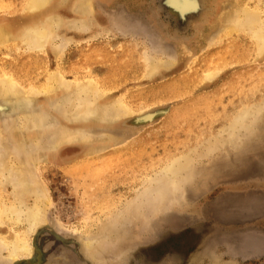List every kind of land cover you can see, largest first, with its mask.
I'll list each match as a JSON object with an SVG mask.
<instances>
[{
	"label": "rangeland",
	"instance_id": "374dc122",
	"mask_svg": "<svg viewBox=\"0 0 264 264\" xmlns=\"http://www.w3.org/2000/svg\"><path fill=\"white\" fill-rule=\"evenodd\" d=\"M184 1L63 0L56 18L84 28L56 30L69 40L58 57L21 48L23 87L59 72L73 85L92 80L102 93L98 107L119 98L133 113L67 124L40 94L20 108L39 104L54 124L109 137L99 135L107 148L97 153L86 154L93 143H74L47 154L43 135L34 142L27 131L20 140L33 145L25 147L6 135L10 122L17 126L7 116L15 108L0 106V165L16 169L15 158L26 159L47 197L32 233L22 219H0V238L16 234L32 250L18 260L0 251V264H264V55L245 28L232 30L233 19L248 14L264 31V0H188L189 8ZM20 2L0 0L15 25L32 19L17 16ZM7 47L5 73L19 52L13 42ZM146 58L173 64L145 77ZM10 187L0 195L7 206Z\"/></svg>",
	"mask_w": 264,
	"mask_h": 264
},
{
	"label": "bare ground",
	"instance_id": "6f19581e",
	"mask_svg": "<svg viewBox=\"0 0 264 264\" xmlns=\"http://www.w3.org/2000/svg\"><path fill=\"white\" fill-rule=\"evenodd\" d=\"M172 1H176V0H172ZM62 2L63 0H21L18 10L12 8L10 4L6 3V11L9 10L10 12L14 13L17 10L18 11L17 16L20 17L21 19L32 18L29 22L22 25H15L13 18L10 19L7 16L8 14L0 13V51L2 52L3 50L6 51L8 49L7 46H9V42H13V45L17 46L16 49L19 51V52L16 51L17 53L15 52L17 56H15L16 59L14 60L13 65L11 66L12 68H14V70L8 73H5L3 71L0 72V106L6 105L15 108V110H12L11 113L7 114V116H9L10 119L7 120H9L8 122L15 121L17 126L16 128H12V126L15 125H12L10 122V125L9 123L8 125L11 128L8 129L6 127L7 129L6 130L4 127H2L6 125V122L4 120H3L4 125H0V126L2 127V129L4 128L6 130V135L9 136V138L11 137V139L15 140L14 143H16V145L18 146H21L20 144H22V141L20 140L21 137H24L27 131H30L31 135H28V137L29 139L34 140V142L36 139L38 141L39 140L42 141L40 138V136L42 135H43L42 137H45L44 138L45 140H49L48 142L49 144L46 143L48 145L45 144L46 147H42V151H46L47 154L56 152L60 146L62 147L63 145H69L74 143H76L77 146L93 143L94 144L93 150L90 151L87 150L86 154L91 152L97 153L107 148L104 145L102 144L99 145V144L100 142L104 141L103 138L109 140L108 139L109 137H107L108 134H103L104 136L106 135V137H103L101 134L96 133L98 135L97 136L98 140H97L96 136L95 139L93 137H90V135H88V133L91 131L88 132V130L69 129L67 126L61 124L58 119H56L57 120L55 122L56 124H54V122H51L50 120V118L53 119L52 115L48 113L47 109L54 111L55 115H57L62 121L66 122L67 124H73L71 122L75 123V121L78 120H80L79 122L88 123L90 122V119L96 116V114L98 116L97 119L99 121L117 120L118 118L121 117L122 114L126 113L127 116V113L128 114L133 113V111L131 112V110L129 109L130 107L129 108L126 107L125 104L118 98L104 103L103 108H100L98 107L99 104L96 102L97 101L96 98L102 96L100 95L102 93H100V91L96 87V84L92 82V80L80 81L73 85L71 83H68L66 79L64 80V78L61 76L62 74L60 75L59 72L57 74H55L54 72L53 74H50L51 72L49 71L48 73L49 75L47 74L45 76L43 83H41L39 86H35L34 84H32L30 87L25 88L22 86V83H20L18 80L21 77L20 73L23 68L22 60H23L24 52L20 51L21 48H23L25 52H29L28 54H25L28 56L33 55L32 52L45 53L47 51H50L51 54H53L55 57H58L60 55L62 48L65 45H67V42L69 40L68 38L62 37V34L60 33L58 34L56 30L63 28H74L79 30L84 28L82 25H77L75 21L65 23L59 21L56 18V14H54L55 7L61 4ZM81 6L79 7L81 8ZM183 6L189 8L190 6H192V4L188 0H185ZM84 8L86 9V7ZM84 8L82 9L84 13H86L85 11L88 10H84ZM82 9H79L78 12L82 11ZM242 9L244 10L248 8L244 7ZM247 13L249 12L247 11ZM251 14L253 15L252 11H250V15ZM241 15H244V13ZM243 17H244L242 18L243 21L241 20V18H240L241 21H238L239 19L237 20L233 19L232 25L235 27H232V30L234 32H239L240 29L245 28V31L251 35L252 42L255 44L254 47L256 48L258 55L261 57L264 55V31L261 30L262 28L260 29L256 27V22L254 21L255 19L252 16L246 14ZM225 28H227L226 25ZM55 38H59L60 41L64 43L61 44V42L58 41L61 45L58 43L59 45L56 46L54 44ZM147 58L145 59V63L147 64L145 70V77L153 75L154 71H156L158 67L164 66L165 68H169L170 65L173 64V62H168V61H163L159 64H153V62ZM208 75H207L208 77L205 75L207 77L205 78L210 80L211 76L213 75L212 74H208ZM40 94H47V98L50 99V102L47 105L48 108L44 110V112L41 108L38 107L39 104L20 108V105L27 102L28 100H33L35 97H38ZM96 94L98 95L96 96ZM103 109H108V110L106 112L100 113V111H102ZM151 118H152V114H145L143 116V119L145 120H150ZM94 120H96L95 117ZM79 122H76V124H78ZM15 129H17L18 131ZM99 135H101L103 138ZM99 138L101 140H99ZM17 140L18 141L20 140L21 143L19 144ZM28 144L29 143L26 141L25 144L26 146H29L30 144L33 145V142H31L29 145ZM36 144L37 142L34 145ZM25 145L23 146L25 147ZM12 147L14 148V145H12ZM15 150L16 149H14V151ZM38 152L36 153L35 151V153L31 154L32 158L30 159H33L32 162L34 164H38L40 161ZM29 153L27 152V154ZM40 158L42 159L43 157ZM15 159L17 160V163H19V166L16 169L12 168L13 167L12 165H11L12 167H9L10 164L8 165V167H6L5 165L2 166L0 165V192H1L0 195L6 192V187L8 185L11 186L10 188L12 190L11 192L12 203L10 206H7L2 198L0 200V219L11 220L12 223L13 221L15 223H19L22 219L21 223L24 222L28 226V232L32 233L35 230V228L42 223V219H41V211H43L42 204H44L47 201V197L45 196V192L39 189V187H37L38 189L36 188L38 184L34 182V175H33L34 173L32 174V172L30 171L29 169L30 167L28 165L29 163H27V160L18 159L17 157ZM174 168L175 167L171 165L167 167L165 170H167L166 172H168L169 174L171 173L173 175L175 174L176 171ZM6 173L8 175H6ZM26 197L33 198V203L30 207H26L25 205L27 200ZM40 205L42 207H40ZM0 251H6L7 257L11 260H18L21 257H29V255H31L32 250L31 247L27 246L24 240L20 239L18 235L14 234L10 238H0Z\"/></svg>",
	"mask_w": 264,
	"mask_h": 264
}]
</instances>
